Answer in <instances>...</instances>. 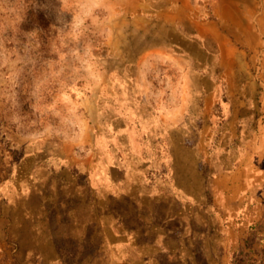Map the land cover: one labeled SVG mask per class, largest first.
I'll return each instance as SVG.
<instances>
[{
    "label": "rangeland",
    "instance_id": "1",
    "mask_svg": "<svg viewBox=\"0 0 264 264\" xmlns=\"http://www.w3.org/2000/svg\"><path fill=\"white\" fill-rule=\"evenodd\" d=\"M90 2L0 0V149L68 164L73 184L53 208L64 264H235L231 230L253 217L239 199L264 150V89L206 77L211 43L190 21L210 19V0L175 19V0ZM98 167L122 179L104 200L85 175ZM103 223L121 235L101 253Z\"/></svg>",
    "mask_w": 264,
    "mask_h": 264
},
{
    "label": "crops",
    "instance_id": "2",
    "mask_svg": "<svg viewBox=\"0 0 264 264\" xmlns=\"http://www.w3.org/2000/svg\"><path fill=\"white\" fill-rule=\"evenodd\" d=\"M175 1V8L166 12L174 19L187 14L190 9L189 0ZM210 2L209 20L190 21L196 34L205 36L211 43L208 48L210 59L203 60L206 66L211 63L208 64L210 73L206 77L229 79V89H264V0ZM197 62L202 72L201 60ZM193 89H202L201 82ZM207 89H217V86ZM253 157L252 167L244 170L252 178L246 183V192L239 199V206L245 209L246 220L250 219L251 214V220L259 223L258 233L261 236L264 234V228H260L264 227V150L256 152ZM68 170V164L51 152L11 153L0 149V264H64L53 233V208L59 207L56 200L59 191L73 184L64 181ZM85 175L99 200H104L107 194L121 188L122 179L115 171L98 167L85 171ZM152 191L147 187L143 191L139 190L140 193L144 192V196H150ZM90 213L89 209L82 228L86 229L94 222ZM61 215L59 210L55 219L58 226L65 222H62ZM67 217L71 228L82 221L76 209L69 211ZM116 228L114 225L113 231H107L103 223L97 233L102 238L98 252L106 251L109 239H113L116 247L121 235ZM238 238L239 235L231 230V252L240 246ZM257 246L260 259L264 256V244L259 243ZM241 248L245 249V246L241 245ZM231 252L228 257L230 261ZM101 258L103 260V255L93 257L92 263L95 264Z\"/></svg>",
    "mask_w": 264,
    "mask_h": 264
},
{
    "label": "trees",
    "instance_id": "3",
    "mask_svg": "<svg viewBox=\"0 0 264 264\" xmlns=\"http://www.w3.org/2000/svg\"><path fill=\"white\" fill-rule=\"evenodd\" d=\"M259 223L255 220L247 223L244 220L238 219L235 222V232L239 235V247L231 252L230 256L235 264H256L260 251L258 244H264V234L259 236ZM262 231V230H261ZM245 246V249L241 248Z\"/></svg>",
    "mask_w": 264,
    "mask_h": 264
},
{
    "label": "clouds",
    "instance_id": "4",
    "mask_svg": "<svg viewBox=\"0 0 264 264\" xmlns=\"http://www.w3.org/2000/svg\"><path fill=\"white\" fill-rule=\"evenodd\" d=\"M97 6H99V5L95 2V0H91L90 3L84 5V7L89 8V9L95 8ZM89 14H90V12H89ZM76 21H77L76 26L79 27V24L82 23L80 17H77Z\"/></svg>",
    "mask_w": 264,
    "mask_h": 264
}]
</instances>
